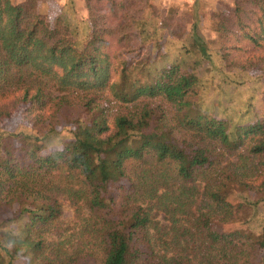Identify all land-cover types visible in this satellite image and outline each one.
Returning a JSON list of instances; mask_svg holds the SVG:
<instances>
[{"label":"trees","instance_id":"obj_1","mask_svg":"<svg viewBox=\"0 0 264 264\" xmlns=\"http://www.w3.org/2000/svg\"><path fill=\"white\" fill-rule=\"evenodd\" d=\"M39 1L0 0V125L34 131L0 133V264H264L263 60L233 54L261 49L264 0L216 12V39L193 23L191 69L167 62L176 8L82 0L81 45Z\"/></svg>","mask_w":264,"mask_h":264},{"label":"rangeland","instance_id":"obj_2","mask_svg":"<svg viewBox=\"0 0 264 264\" xmlns=\"http://www.w3.org/2000/svg\"><path fill=\"white\" fill-rule=\"evenodd\" d=\"M56 0H41L39 1V11L41 15L48 22L56 23V25L63 27L64 24L76 25L79 28L80 37L79 44L84 43L82 36L88 33L87 23H82L83 19H86V12L83 9L82 0H61L59 3H55ZM235 0H155L157 7H160L161 10L168 9L169 7L176 8V14L172 18L174 26H172L171 31L172 36L169 37L170 41L166 46V52L168 54L167 62H182V65L185 68H195V61L198 57L195 54H189L187 56H182V47L188 43L186 37L188 36L191 25L197 23L199 34L207 41L210 39H216V34L214 32L216 26V18L214 14L216 12H225L229 6L233 5ZM65 19H67L65 21ZM65 21V22H64ZM82 23V24H81ZM86 32V33H85ZM133 47L134 43H129V46ZM244 45V44H242ZM240 49L237 48L234 51V55L241 60H245L247 56H251L252 59H261L263 60L264 68V42L262 43L261 49H257L256 52H250L249 50L243 49L240 45ZM220 61L212 54V64L217 67ZM259 71L254 69L253 75H258ZM238 90H233V95H238ZM14 99L13 96L0 97V105L7 104ZM117 107L113 106V110ZM53 108H46L44 111L40 112V115L47 117L51 114ZM24 116H18L17 118L4 121L0 125L1 132H18L25 131L27 133L34 132L31 126V122L28 118H23ZM43 117V118H44ZM47 122H45L46 124ZM59 127V126H58ZM62 127V126H61ZM62 133L67 131L62 127ZM43 134V131L38 129L36 135L40 136ZM44 150L42 154H48L53 150L60 147L59 142L56 140V137L53 133H49L47 139L43 141ZM62 205V212L58 220L57 230L62 233L63 238H66L71 241H75V234L78 231V223L76 222L74 216V210L71 208L70 204L64 200L60 199ZM257 230L260 229L262 224H264V206L259 207V213L257 217ZM160 219V218H159ZM164 223V221H161ZM56 231V233H58ZM54 238V236H50ZM49 237V238H50Z\"/></svg>","mask_w":264,"mask_h":264},{"label":"crops","instance_id":"obj_3","mask_svg":"<svg viewBox=\"0 0 264 264\" xmlns=\"http://www.w3.org/2000/svg\"><path fill=\"white\" fill-rule=\"evenodd\" d=\"M14 1H15L16 3H19V2H21V1H23V0H14ZM56 2L59 3V2H61V0H56L55 3H56Z\"/></svg>","mask_w":264,"mask_h":264}]
</instances>
